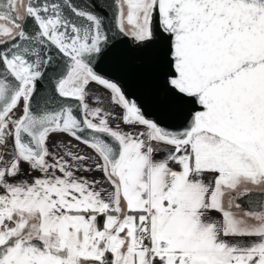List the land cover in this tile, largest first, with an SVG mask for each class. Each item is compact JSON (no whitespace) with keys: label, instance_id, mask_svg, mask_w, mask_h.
<instances>
[{"label":"snow or ice","instance_id":"6c2138e0","mask_svg":"<svg viewBox=\"0 0 264 264\" xmlns=\"http://www.w3.org/2000/svg\"><path fill=\"white\" fill-rule=\"evenodd\" d=\"M0 264H264V0H0Z\"/></svg>","mask_w":264,"mask_h":264},{"label":"water","instance_id":"95a60500","mask_svg":"<svg viewBox=\"0 0 264 264\" xmlns=\"http://www.w3.org/2000/svg\"><path fill=\"white\" fill-rule=\"evenodd\" d=\"M129 71L121 73L131 91L136 92L145 102L149 104L157 103L154 94L150 69L145 54L129 53L126 57Z\"/></svg>","mask_w":264,"mask_h":264}]
</instances>
